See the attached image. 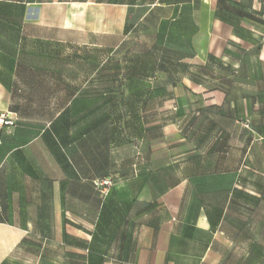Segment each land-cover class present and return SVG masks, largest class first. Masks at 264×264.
I'll list each match as a JSON object with an SVG mask.
<instances>
[{"label": "crops", "instance_id": "crops-1", "mask_svg": "<svg viewBox=\"0 0 264 264\" xmlns=\"http://www.w3.org/2000/svg\"><path fill=\"white\" fill-rule=\"evenodd\" d=\"M0 1L20 4L26 22L58 32L72 29L122 37L128 27L150 15L179 25L183 43L184 8L189 5L209 12L211 19L209 24L202 20L189 39L192 58L179 61H221L238 43L250 47L238 34L246 24L230 13L250 9L249 4L238 6L235 0ZM170 89L175 93L162 105L171 116L158 117L149 109L142 117V135L133 136L147 144L143 165L138 157L118 161L109 150L105 161L93 165L86 149L78 152L74 141L66 142L56 132L55 122L64 110L48 123L53 129L43 125L30 134L16 121L0 132V264H25L34 232L43 238L51 235L54 245H64L69 257L82 256L86 264L98 240L114 244L108 250L115 257L101 264H264V255L256 256L252 239H247L254 232L251 221L243 217L252 216L256 208L253 196L234 194L235 181L222 184L217 151L184 144L187 133L196 130L203 103H215L214 91L192 81ZM0 111L16 114L7 97L0 98ZM105 178L113 184L107 195H97L93 182ZM46 186L53 188L48 202L43 197ZM30 187L40 188V200L30 201ZM46 204L52 213L50 232L39 224ZM261 211L256 232L263 234ZM42 252L37 264L45 259Z\"/></svg>", "mask_w": 264, "mask_h": 264}, {"label": "rangeland", "instance_id": "rangeland-1", "mask_svg": "<svg viewBox=\"0 0 264 264\" xmlns=\"http://www.w3.org/2000/svg\"><path fill=\"white\" fill-rule=\"evenodd\" d=\"M235 2L249 4L250 9L236 6L230 11L238 23L246 24L238 34L249 42V49L238 43L227 59L202 63L199 59L179 61L184 56L192 58L189 39L202 20L210 22V13L201 8L185 5L183 43L179 25L155 21L150 15L128 27L122 37L72 29L58 32L26 22L20 4L0 1V98L10 100L17 125L27 133L38 132L43 125L53 129L48 123L64 110L54 125L62 140H77L80 131H91L95 135L89 137L86 148L100 160L106 153L102 135L108 131L112 158L132 162L138 157L143 165L142 149L147 144L142 139L134 141L133 136L142 135V117L149 109L158 117L171 116L162 105L175 93L170 85L192 81L214 91L215 103H203L196 130L187 133L184 144L198 151H217L222 184L235 181L234 194L253 196L251 204L256 208L252 216L243 213V217L254 229L247 236L253 241L254 254L263 256L264 233L256 232V227L258 210L264 212V0ZM75 96L80 99L75 106L69 105ZM77 149L84 150L81 145ZM39 189L29 188L30 201L40 200ZM60 191L65 193L64 186ZM52 196L53 188L46 186L45 202ZM49 211L46 204L45 217L39 220L48 232ZM43 237L32 234L25 264H37L39 249L44 250L45 259L38 264H86L82 256L69 257L64 245H54L51 235ZM113 245L95 242L88 264L115 257L108 250Z\"/></svg>", "mask_w": 264, "mask_h": 264}, {"label": "trees", "instance_id": "trees-1", "mask_svg": "<svg viewBox=\"0 0 264 264\" xmlns=\"http://www.w3.org/2000/svg\"><path fill=\"white\" fill-rule=\"evenodd\" d=\"M78 99H80V98H77V96L74 98L73 103H72V106H75L74 104H75L76 101H78ZM56 132H57V129H56ZM79 133H80L81 137L79 139H77L78 140V143L76 142L77 140H75V139L74 140H71V141H74L77 144V146H80L81 145L83 147V149H86V151H89V149L86 148L87 140H89V137H93L95 134L93 135L92 132L89 131V130H87V129L86 130L84 129V130L80 131ZM102 137H103V141H102V144L101 145H103L106 148V152H107L108 151V147H110V145H111V140H110L111 135L109 137V133L107 131V132H105V134L102 135ZM105 158H106L105 155H102L100 161H105ZM90 160L93 163H95V162H97L99 160V156H97L95 154H93V155L91 154L90 155ZM93 183H94V189L96 190L97 195L98 194L101 195V196L104 195L101 192L100 186H97L95 182H93ZM107 194H105V195H107Z\"/></svg>", "mask_w": 264, "mask_h": 264}, {"label": "built area", "instance_id": "built-area-1", "mask_svg": "<svg viewBox=\"0 0 264 264\" xmlns=\"http://www.w3.org/2000/svg\"><path fill=\"white\" fill-rule=\"evenodd\" d=\"M16 117L9 113V112H3L0 111V132L5 127H13L16 124ZM113 182L110 178H105L100 180L99 182H96L97 186H100L102 194H107L109 191L110 186H112Z\"/></svg>", "mask_w": 264, "mask_h": 264}]
</instances>
